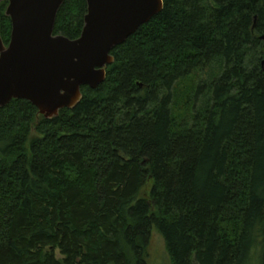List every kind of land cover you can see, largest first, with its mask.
I'll return each instance as SVG.
<instances>
[{"label":"trees","instance_id":"1","mask_svg":"<svg viewBox=\"0 0 264 264\" xmlns=\"http://www.w3.org/2000/svg\"><path fill=\"white\" fill-rule=\"evenodd\" d=\"M163 3L74 109H0V264H148L154 230L171 264H264V0ZM87 14L65 0L55 36ZM215 65L178 119L176 86Z\"/></svg>","mask_w":264,"mask_h":264},{"label":"water","instance_id":"2","mask_svg":"<svg viewBox=\"0 0 264 264\" xmlns=\"http://www.w3.org/2000/svg\"><path fill=\"white\" fill-rule=\"evenodd\" d=\"M3 2L12 35L6 46L0 31V109L25 100L49 120L74 109L83 87H100L115 63L112 51L164 8L163 0H87L82 35L70 40L54 34L65 0Z\"/></svg>","mask_w":264,"mask_h":264},{"label":"rangeland","instance_id":"3","mask_svg":"<svg viewBox=\"0 0 264 264\" xmlns=\"http://www.w3.org/2000/svg\"><path fill=\"white\" fill-rule=\"evenodd\" d=\"M218 72L217 66H213L212 70H207L205 73L200 75V80H196V76L193 75L190 78H187L181 81L174 90V99H175V107H174V115L180 120H189V123L192 124V109H196L198 106H195L194 102L188 107V99L190 96L195 93V90L199 86L201 81L211 82L213 78V74ZM212 76V77H211ZM259 255L260 251H256L252 255V260L250 264H259ZM58 258H61L59 252H57ZM148 264H171L165 241L163 237L154 230L152 233V239L150 242V246L148 249Z\"/></svg>","mask_w":264,"mask_h":264}]
</instances>
